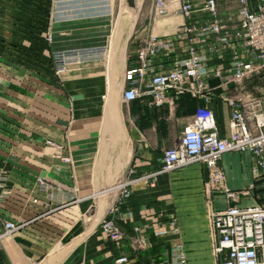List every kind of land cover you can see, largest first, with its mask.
Instances as JSON below:
<instances>
[{
	"label": "crops",
	"instance_id": "crops-1",
	"mask_svg": "<svg viewBox=\"0 0 264 264\" xmlns=\"http://www.w3.org/2000/svg\"><path fill=\"white\" fill-rule=\"evenodd\" d=\"M156 1L142 0L138 19L131 15L137 7L126 6L130 12L116 23L114 0H58L61 32L47 44L37 30L52 24V0H0V216L17 227L8 235L0 227V264H115L122 256L129 264H172L178 248L186 264H219L223 255L214 253L210 215L232 205L264 207V175L249 153H226L219 162L229 190L249 191L236 202L211 188L198 163L161 173L164 151L179 143L198 107L212 111L218 135L227 138V100L256 98L235 96L245 82L228 78L238 46L217 43L214 35L205 52L225 78L207 80L209 103L172 91L160 108L147 99L126 103L124 73L139 66V49L153 38L172 37L182 25L211 23L199 3L187 18L175 4L160 17ZM247 2L254 10L264 0ZM216 12L225 30L239 26L238 0H216ZM83 28H118L124 35L112 41L109 58L56 78L49 51L68 49L69 29ZM186 44L178 41L170 56L160 55L154 71L184 58ZM39 180L60 190L61 199L36 195ZM120 189L130 197L117 199L113 191ZM69 195L76 200L67 201ZM104 220L117 241L103 230Z\"/></svg>",
	"mask_w": 264,
	"mask_h": 264
},
{
	"label": "built area",
	"instance_id": "built-area-1",
	"mask_svg": "<svg viewBox=\"0 0 264 264\" xmlns=\"http://www.w3.org/2000/svg\"><path fill=\"white\" fill-rule=\"evenodd\" d=\"M238 2L240 24L233 31H227L217 18L216 0H157L154 8L156 15L160 17L167 14L171 4H175L178 12L187 18L196 3H199L202 11L210 14L211 23L203 27L185 24L172 37L148 41L137 53L139 66L127 69L124 73L126 88L123 100L128 103L147 99L152 107L160 108L167 101L166 93L172 91L175 97L189 95L209 103L213 91L207 80L216 78L224 81L225 78V70L210 66L205 52L208 39L214 35L217 43L238 46V51L233 53L229 62L230 82L240 83L264 68V3L250 10L247 0ZM181 40L187 43L186 56L175 59L170 68L155 72V60L160 55L170 56L175 43ZM104 58V50L100 48L60 51L53 55L57 73L64 72L69 65L81 66ZM262 103L264 101L261 99H252L248 104L228 99L231 111L227 138L218 135L212 111L206 107H198L192 122L182 132L179 143L164 151L161 173H170L198 163L207 171L211 188L221 191L227 199L236 202L240 193L236 194L227 188L219 162L226 153H249L264 175ZM209 223L217 238L214 253L216 256L223 255L219 264H264V207L232 205L224 211L212 213ZM0 227L4 235L17 229L12 222L4 221L1 216ZM103 230L112 240L119 239L111 223H105ZM115 264H129V260L122 256L115 260ZM172 264H186L181 248L176 250Z\"/></svg>",
	"mask_w": 264,
	"mask_h": 264
},
{
	"label": "rangeland",
	"instance_id": "rangeland-1",
	"mask_svg": "<svg viewBox=\"0 0 264 264\" xmlns=\"http://www.w3.org/2000/svg\"><path fill=\"white\" fill-rule=\"evenodd\" d=\"M141 4H142V0H136L135 7L137 8L132 10L131 12V15L133 18H137V19L139 18V15L136 11L141 6ZM114 8H115L114 9L115 10L114 20L116 23L123 21L124 16H125L124 11L130 12L126 8L125 0H114ZM56 9L58 10V0H52L50 14L49 13L47 14L48 19L51 17L52 24L48 26V30H46L45 32L44 30L36 29L37 33L41 32L43 35H45L47 44H53L54 40L57 39V37H59V34L61 32L59 29V25H58L59 20L57 18L58 12ZM38 17L43 18V15L37 14V18H36L37 22L39 20ZM39 21H42V20L40 19ZM70 25L71 24H69V26ZM138 28H139V25L135 26L132 32L133 33L137 32ZM55 35H57V37H55ZM67 35H68L67 36L68 37V46H67L68 49L61 50V51H67V52L74 51L75 52L80 49L100 48L102 49V51L104 50L105 57L109 58L110 54L113 52V49L115 48V46L111 44L112 41L114 39L122 38L124 33L122 30L118 28H113L110 30H95V29L90 30V29L83 28V29H77V30L69 29ZM102 42H104L105 44H97V43H102ZM58 52H60V50H57V49L56 50L51 49L49 51L51 70H52L53 75L56 78H59L60 75L69 74L71 72H74L75 70H79L82 67L91 64L89 63V64H84L81 66L69 65L64 72L57 73V69H56V66L53 60V55ZM244 81L245 82L241 85V88L239 89V91H237L235 96H242V97L248 96V97H253L256 99H261L262 101H264V68L259 69L253 76L248 77ZM37 185L39 186V188H36L35 190H33V192L35 191V192L40 193V194L36 193V195H40V197L43 198L44 200L53 199L57 201L61 199V191L58 189L47 188L46 187L47 184H45L43 180H39L37 182ZM1 189L3 191L2 192L3 194H7L6 192H4L3 187H1ZM101 192H104V191H101ZM233 192L236 194L240 193V195L241 194L248 195L249 193V191L247 190L233 191ZM113 193H115V195L117 196V199L119 200L128 199L131 195V191L128 189H120L117 191H113ZM66 200L75 201L76 199L74 195H69L68 198H66ZM102 222H103L102 228L105 223H109L106 220ZM114 241H117V240H114Z\"/></svg>",
	"mask_w": 264,
	"mask_h": 264
},
{
	"label": "water",
	"instance_id": "water-1",
	"mask_svg": "<svg viewBox=\"0 0 264 264\" xmlns=\"http://www.w3.org/2000/svg\"><path fill=\"white\" fill-rule=\"evenodd\" d=\"M136 0H125V4L128 8L134 9L135 8Z\"/></svg>",
	"mask_w": 264,
	"mask_h": 264
},
{
	"label": "bare ground",
	"instance_id": "bare-ground-1",
	"mask_svg": "<svg viewBox=\"0 0 264 264\" xmlns=\"http://www.w3.org/2000/svg\"><path fill=\"white\" fill-rule=\"evenodd\" d=\"M125 12V11H124Z\"/></svg>",
	"mask_w": 264,
	"mask_h": 264
}]
</instances>
